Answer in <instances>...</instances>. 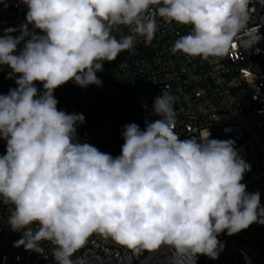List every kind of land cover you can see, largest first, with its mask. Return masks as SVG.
Returning a JSON list of instances; mask_svg holds the SVG:
<instances>
[{"label": "clouds", "instance_id": "1", "mask_svg": "<svg viewBox=\"0 0 264 264\" xmlns=\"http://www.w3.org/2000/svg\"><path fill=\"white\" fill-rule=\"evenodd\" d=\"M17 4L27 8L25 23L0 35V67L11 69L18 86L0 94V203L13 206L7 224L23 234L14 247L42 254L47 241L55 264H85L72 257L99 235L135 255L167 247L168 264H197L200 255L218 259L220 234L264 225L260 193L242 183L251 167L235 142L211 138L208 129L181 140L176 97L167 88L154 98L160 119L146 120L143 130L124 125L116 157L79 142L84 115L58 110L54 96L69 81L102 86L103 63L133 51L138 38L151 43L160 21L191 26L173 43V55L223 58L234 41L249 50L262 38L250 26L251 0ZM123 28L128 33L118 39L113 33Z\"/></svg>", "mask_w": 264, "mask_h": 264}, {"label": "built area", "instance_id": "2", "mask_svg": "<svg viewBox=\"0 0 264 264\" xmlns=\"http://www.w3.org/2000/svg\"><path fill=\"white\" fill-rule=\"evenodd\" d=\"M8 2L9 15L0 13L1 35L4 29L18 30L25 23L26 6L17 0ZM250 16V26L259 29L261 40L249 50L234 41L225 57L207 60L173 55V43L188 34L191 26L160 21L151 43L138 38L133 51L103 63V71L97 72L102 86L81 88L73 82V100L57 99L58 110L82 113L85 122L76 126L77 139L101 151L124 125L137 123L143 130L146 120L160 119L152 112L154 98L167 88L176 97L175 131L180 139H199L208 129L211 138L233 140L239 156L251 167L242 183L247 192L260 193L264 206V0H251ZM127 33L123 28L113 34L119 39ZM9 75L15 78L11 69L0 67V94L18 87ZM36 86L42 90L41 84ZM5 150L0 140V155ZM12 207L0 203V264H55L53 246L47 241L41 243L42 254L14 247L23 234L7 224ZM218 239L225 244L218 259L200 255L197 264H264V225L254 223L232 236L222 233ZM169 256L167 247L135 255L111 239L93 235L72 259L82 258L85 264H168Z\"/></svg>", "mask_w": 264, "mask_h": 264}, {"label": "trees", "instance_id": "3", "mask_svg": "<svg viewBox=\"0 0 264 264\" xmlns=\"http://www.w3.org/2000/svg\"><path fill=\"white\" fill-rule=\"evenodd\" d=\"M73 85L74 83L72 81H69L68 83L58 87L54 91L55 98L65 103L68 101H72L73 100ZM121 131L122 130L117 131L115 135L111 137V139L104 144V146L101 148L102 152L110 153L113 157H116L120 154V149L123 144V138L121 136Z\"/></svg>", "mask_w": 264, "mask_h": 264}, {"label": "water", "instance_id": "4", "mask_svg": "<svg viewBox=\"0 0 264 264\" xmlns=\"http://www.w3.org/2000/svg\"><path fill=\"white\" fill-rule=\"evenodd\" d=\"M7 3H8V6L5 8L4 6H3V4H0V13H2L3 15H9V13H10V11H11V8H10V6H9V2H8V0H7Z\"/></svg>", "mask_w": 264, "mask_h": 264}]
</instances>
